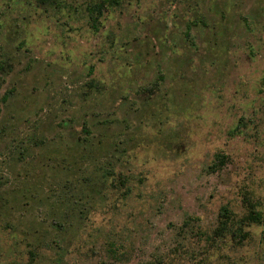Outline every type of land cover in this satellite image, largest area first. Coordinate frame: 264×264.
Returning a JSON list of instances; mask_svg holds the SVG:
<instances>
[{
	"label": "rangeland",
	"instance_id": "374dc122",
	"mask_svg": "<svg viewBox=\"0 0 264 264\" xmlns=\"http://www.w3.org/2000/svg\"><path fill=\"white\" fill-rule=\"evenodd\" d=\"M56 1L0 0V264H187V214L264 213V0ZM248 228L213 261L264 264Z\"/></svg>",
	"mask_w": 264,
	"mask_h": 264
},
{
	"label": "trees",
	"instance_id": "16d2710c",
	"mask_svg": "<svg viewBox=\"0 0 264 264\" xmlns=\"http://www.w3.org/2000/svg\"><path fill=\"white\" fill-rule=\"evenodd\" d=\"M38 5L46 7L56 0H36ZM118 0H91L85 6L88 14V19L92 25H96L99 16L103 13V9L107 5L117 3ZM225 160V153L222 151L216 152L213 163L216 165L221 164ZM244 211L238 214L227 203H222L218 209L216 219L214 223L207 229L202 228L199 225L198 217L194 214H187L176 229V240L174 244L169 246L171 250H179L184 245V240L179 239L184 236L189 230L199 239L201 242L196 247L186 248V259L190 262L187 264H220L214 262L212 255L223 247L226 242H233L234 244H240L248 237H250L251 231L248 228L252 223H260L263 221L264 213L257 205L256 200L249 196H245L243 199ZM197 220V221H196ZM228 237V238H226ZM183 259V258H182ZM179 257L172 251L167 252H154L149 258L142 259L138 264H181Z\"/></svg>",
	"mask_w": 264,
	"mask_h": 264
}]
</instances>
